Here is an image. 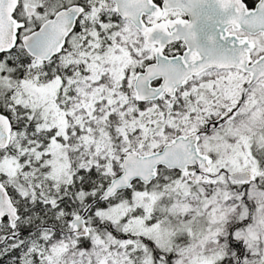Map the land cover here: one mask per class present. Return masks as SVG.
<instances>
[{
    "label": "snow or ice",
    "instance_id": "snow-or-ice-1",
    "mask_svg": "<svg viewBox=\"0 0 264 264\" xmlns=\"http://www.w3.org/2000/svg\"><path fill=\"white\" fill-rule=\"evenodd\" d=\"M0 264H264V0H0Z\"/></svg>",
    "mask_w": 264,
    "mask_h": 264
}]
</instances>
